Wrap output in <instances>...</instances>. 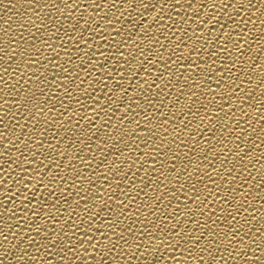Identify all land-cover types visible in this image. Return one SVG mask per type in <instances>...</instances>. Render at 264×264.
I'll return each instance as SVG.
<instances>
[{"label":"snow or ice","instance_id":"6c2138e0","mask_svg":"<svg viewBox=\"0 0 264 264\" xmlns=\"http://www.w3.org/2000/svg\"><path fill=\"white\" fill-rule=\"evenodd\" d=\"M34 2L35 0H29V3L31 4H34ZM221 2H223V0H221ZM0 3H2V0H0ZM61 3H63L68 9H72L76 6V0H73V3H69L68 0H61ZM136 3L137 0H120L119 2V4L124 5L125 10L133 7V5ZM229 3H231V0H229ZM260 3L264 5V0H260ZM117 4V0H102V3L100 4L97 3V0H90V4L85 6V11H87L89 6L95 10L96 8H103L105 5H108V8L109 6L115 8L117 7ZM167 4H170L171 9L179 13L176 5H181V0H168ZM184 4L189 6L187 9H193V13H196L200 10V8H203V0H196L195 5L193 4V0H184ZM237 4H243V0H236L235 4H232V8H235V11L239 12L240 8L236 7ZM36 5L44 8L49 7L48 4ZM164 5V0H158V3L152 4V7L155 8L157 12V14L153 17V21L156 20L157 15H159L160 21L165 20V15L168 14H160L164 10ZM196 5H198V7ZM139 6H142V8L146 9L149 5L144 3V0H139ZM215 6V0H212L211 8H214ZM225 7H227V5H225ZM252 7H254V5H252V0H247V13L250 12L253 16V13L248 11V9H252ZM187 9L185 10L187 11ZM58 10L60 12L64 11L63 8H58ZM136 11L139 12L138 7L136 8ZM120 15L123 16V12H121ZM172 19L173 18L169 16L168 21L171 22ZM100 20L104 22V26H114L112 27L111 31L115 32L117 36L121 34V29L117 28L116 24V21L119 20V17H116V19L113 20L108 18L107 12H104L103 16L100 17ZM219 20L220 17L218 16L209 18V14L206 16V18L200 20L197 30L192 32V35L195 36L196 43L199 44L200 47L197 48L194 44L192 49L189 50L187 56L184 55V49L188 48V44L186 40H182L181 37L187 36L188 39H192V36L189 35V29L178 28L176 31H182V36L177 35L176 32H173L171 36L168 34V32H166L167 35H165V32H162L165 39L171 41L170 44L173 45L172 49L174 47L180 49L179 54L176 55L175 59H173L171 55H168V59L163 60L164 54H161L159 49L154 47L157 42H159L161 47L164 46V43L157 36L153 35L152 38L149 39L147 35H144L143 37H140L139 40H136L135 38L131 39L132 45L136 46L140 55L136 56L131 48L127 52V55H125V52L108 51L109 48L116 49L121 45V43L120 41L116 43H110L108 37L100 35L102 31H108V28L100 27L101 23L95 17L86 15L82 18V23L81 19L77 18L75 23L72 24L71 30L74 32L77 30L80 31L79 39L75 40L78 42L75 44V46L79 52L82 51L80 45H85L87 47L88 51L84 50L83 53L84 56H87L88 63L85 69L80 70L79 65L85 63L84 57L80 56L78 59L81 60V63L75 66L76 69L84 72L85 76L87 77L90 75L88 68L89 65H91V77H93V72H95L97 66L101 69H104L110 60L114 59L116 62L123 60L125 62L124 65L129 66L127 74L131 73V82L133 78H135V83L132 85L140 89V93L135 96L129 97L127 95V98H125V95L128 93L129 89L125 88L123 83H121L124 80L125 71L123 68L119 67L120 64L118 65V67L122 69L120 71H114L113 69L117 65H113L112 71L115 72L119 79L116 81L115 89L111 91L107 89L108 81L113 79L112 73H104L102 77L96 75L92 79L88 80L87 83L89 87L92 88L91 92H89L87 88H81V84L84 83L83 80H80L78 83L72 79V77L76 76L78 72L75 71V74L74 72L68 73V68H64L59 64H55V66L59 67L63 73H66L64 79H67L68 83H64L63 80H61L59 83H56L57 77L55 76L52 81L48 82L47 76H45L43 73L36 77V80L39 81L40 76H44V80L40 81L41 83H55L57 88L63 89L64 96L67 97V100L65 102L63 100L56 99V101L61 106L60 109H63L68 113V106L70 105L69 101L78 105V107L73 111L72 115H63V118L59 124L62 126L64 121H72L76 117H80L82 120L87 119L89 128L83 131L87 139H81L82 136L76 135V131L73 132V135H75L76 140L80 142L79 144H82L85 148H88L89 152L91 145L88 144V140H91L94 135L101 131V126L95 128L93 131V128L90 125V121L93 118L87 117L84 103L85 99L91 100L92 105L95 106L100 105V99L106 98L108 103L100 105V111L95 113V117L99 116L100 113H103L104 116H107L108 119L111 120L112 115H115L116 109H119V111H122V114H125L123 115L122 119L120 118V124L123 125L124 121L128 120L129 123H136L137 129L141 127V121L135 118L140 116V112H138L137 109L148 113L144 116V122L146 124H152V121L157 118V114L159 117H167V119H160L155 127H145L141 129V131L145 133L143 136L139 135L135 129L129 131L126 126L123 128L113 126V129H117L118 132H122V135L112 136L113 141H120L119 144L115 145L116 152L120 153V149L127 145L128 147L123 155H127L129 153L132 147L125 137L131 136L132 142H134L136 145L135 151L142 153L141 156H146L152 161V166L150 168L144 167L141 169L140 165L142 163H140V158L136 157L133 159L130 157V162L124 167L123 171L118 170L121 168L120 164H115L110 160L106 165V171H97L95 169V172L99 173L98 179L93 180L91 176H85L84 173L87 172V170L92 166L91 159H85V157L80 156L76 150V144L65 139V137L68 135V132L73 131L71 127L65 130L63 138H60L57 132H53V136L49 139L48 143L42 144L40 141L39 137L46 136L49 131L48 126L53 123L52 120L48 119L47 116V112L53 111L52 107H48V105L55 104L53 103V99H48L46 95H42L40 98H37L35 91H30L29 88H24V84L29 83V81L32 79L31 77L24 79L23 84L20 85L21 88H24V91L21 93L20 88H16L15 85H13L12 89H9L8 82L4 79L3 75H0V93H3V95L10 94L12 96H16L17 93H19V98L14 102L16 110L11 113L9 119L14 120L20 125L21 133H27L25 138L21 141V145L24 146L27 155H25V151H19L20 145H16L19 157L21 158L18 159L16 163L19 169H22L23 172L32 170L33 164L36 165L34 169L35 171H33L35 173L33 179H35L36 188L30 196H25L24 198L25 201H31V203L25 204L24 201H21V204L24 207H27V205H33L34 211L32 213V217H34V219L32 221H40V223H35L34 233L39 235L41 239L45 241V243L40 244L39 241H36V243L39 244L37 251H40L41 248L48 246H52V248H54L56 245H59L58 251L60 253H64V255L57 256L58 260L61 262V264H68V261L65 259L68 253H65V249H68L70 252L80 251L82 249L83 253L87 255L88 249L91 248L92 250H95L100 245H104L105 247L111 246V251H115L117 248H124L125 251L131 252V255H129L128 258L132 260V256L136 255V251L141 248H143V252L140 253L141 255H143L144 252H150L151 255L155 256L160 245H167L165 249L167 252L172 253L174 250H178L181 255L177 257L175 255L163 256V254H161L162 259L160 260H164L166 258L169 261H175V264H188V261H191V264H228V261L225 259L223 254L217 255L219 250L222 248L223 251L232 258V260H236L238 264H240V261L237 260V257H240L241 253L248 251V249L245 248V244L251 245L256 243L257 248L261 249L260 256H246L243 258L244 264H264V259H261V257H264V248H262V246L257 243V239L264 238V225H262L260 229H255V232L260 234L259 237H256L255 233H253L251 238L248 240L244 239V237L247 236L249 232H252L253 228L251 224L252 220H247L243 215V213L247 210V208L244 207L245 203H247L249 206L251 204V201L246 199V191L237 192L236 189L237 187H240L239 185L232 187L231 191H229V187H226V185H231L232 182L236 180L235 175L228 177L226 182L221 183V181H225V176L221 175L220 173V169L224 168V160L222 161L220 168L214 167L211 171L208 170V166L203 168L200 166L202 163L201 158L205 160L208 159V157L204 155L205 144L196 143V138L198 135H200V132L197 130H202L200 122L208 120L209 126L206 128L207 133L211 132L213 135L211 138L207 137V142L212 143L213 139L217 138V134H219V137H223L224 133H231L233 131V126L240 124L242 120L240 117L249 115L248 112L244 111L243 106L245 101H247L249 97L252 96L251 92L245 93L244 95L240 94L243 91L241 85H244L246 80H252V76L248 75V73H244V69L242 68V62L244 61L243 58L247 57L248 60H252V57L245 56V53L249 51L248 47H246V45L250 43L249 40L243 39V42H237L242 39L239 34V31H243L240 23L238 21H234L231 25L230 31H218L214 39H208L212 33L209 31L210 28H208L207 36L197 34L205 26H208L210 23L211 26L217 24ZM187 21L188 20H184L185 23ZM251 22L255 24V21ZM157 23L159 24V21H157ZM193 23H196V21ZM226 23L227 22L225 21V24ZM260 23L264 24V19H261ZM246 24L247 22H245V26ZM77 25H79V28H77ZM129 25L135 26L136 29L143 28V34L146 32V30H149L148 23H138V20L135 18H132V22ZM224 26V24L220 25L221 28ZM229 26L230 25H228V28ZM44 27L45 25L43 23L37 25L38 29ZM85 28H87L88 33H90L88 39H85V32L83 31ZM158 28L163 29L164 25L161 24ZM233 30H239L235 35L238 37L237 39H234L233 35L231 34ZM55 33L58 35L59 29H57ZM127 33L130 35L131 31H128ZM65 35H67V33H65ZM244 35L247 36L248 33L245 32ZM93 36H95L94 40ZM172 36H175V39H172ZM217 37H219V40H217ZM145 38H148L149 40L147 45V49H149V51L147 52L145 51ZM69 39H74V37H69ZM90 40L93 42L90 43ZM112 40H115V37H112ZM101 41L105 42L103 45L104 48L107 46L105 51H100L99 48H94V45H99ZM137 41H139V43H137ZM177 41H180V43L178 44ZM201 41L203 42L201 43ZM257 43L259 44V41ZM181 44L183 45V48L180 47ZM229 44H231V47H229ZM123 45H128V43L125 42ZM141 45H143V47H141ZM205 45L211 49L206 57L202 51ZM21 47L23 50L19 52L20 57H24L26 54L29 57H32L40 51V48L35 45L31 47L35 50L32 53L28 52V47ZM53 52L55 53V49H53ZM64 53L67 54V49L64 50ZM16 55L17 52L15 50H13L11 53H5L4 49L0 48V62H2L0 63V72H8V69L2 65H7L9 61L12 60ZM97 56H103V62L98 60ZM129 57H132L131 61L129 60ZM149 57H152V59H149ZM44 59L47 60L48 57H45ZM69 60H71L70 55ZM137 60L140 61L139 71L142 69L145 74L143 80L139 78V72L134 66L135 61ZM161 60L164 61L163 69L159 67V62ZM184 60L188 61V66L192 68L193 71H195V69H199L200 72L204 73V83L209 84L207 91H205L200 84L193 81L191 75L186 76L184 72L180 71V69L184 67L182 63ZM218 60L219 66H217ZM145 61L147 62L146 64ZM225 61H230V63H226ZM238 62L241 65L239 69H241L243 75L241 74V71H233V69H237ZM36 63H38V61L33 59L24 60L23 68L20 67L19 63H17V69L20 71V75H18L16 78L17 83H19L24 72L30 70L32 68L31 66ZM173 63H175L177 67L175 72L171 67ZM152 65H155L159 71L154 70ZM45 66L46 64L42 67L45 68ZM258 67H260V65H257V68ZM257 68H253L252 71L255 72ZM261 70L264 71V68ZM166 74L167 77L170 78H166ZM196 74L199 75V73ZM13 75H16V70H13ZM153 76L157 77L159 83L152 79ZM181 76L184 78L185 83L180 86V91L178 93L185 95L191 103L186 105L181 104L178 113L171 111L172 108L169 109V112H164L161 110L156 112V114L149 112V108H155V105L153 104L152 99L149 98V95H151L154 90L161 89L162 86L167 88L168 84L165 83L166 81H168L172 87H176L179 83L173 84L172 81L173 79L179 81ZM93 81H95L96 85H100V87L97 88L93 86ZM213 81L214 86H212ZM160 82H163V84ZM261 83L264 82L261 81ZM185 86H187L188 92L182 93V89H184ZM37 87L39 88L38 85ZM222 87H227L228 91L217 95L216 90ZM194 88L200 89V96L208 99L207 104L203 103V101H201L199 98H196V100L193 102V97L197 96L196 91L193 90ZM117 89H123V95L117 96ZM238 89H240V91H237ZM39 90L43 93V89ZM77 90L79 91V96H74L73 92ZM100 92L103 93V96L98 99L97 93ZM145 93H149V95H145ZM155 95H159L160 97L159 105H161V107L164 106V95H167V92H164L161 95L155 91ZM22 96L23 99H21ZM80 96H84L85 99L81 100L79 98ZM0 100H3V103H0V125L7 127L8 125L5 124L2 117L8 115L3 111V109L8 106L10 102L8 100H4L3 96H0ZM45 100L48 101L47 104L44 103ZM141 100H146L147 105H144ZM258 103H260V101H258ZM105 105H107V107H105ZM193 105H199L198 107H195V111L192 110ZM248 107H251V104H249ZM109 108L112 110L111 115H109ZM22 109L23 111H21ZM201 109H204L203 115H201ZM55 111H57V114L62 115L60 110L56 109ZM185 111L187 116L185 115ZM237 112L240 113L239 117L237 116ZM18 114L20 115V119H17ZM129 114L132 116L131 120H129ZM29 117H31V121L28 120ZM41 117H43L44 127L35 129L34 131L35 125L41 124ZM187 117L199 118L197 120L198 122L196 123L195 131H188L193 125V120L188 119ZM22 120L23 123L21 122ZM260 120H264V116H259L257 121ZM229 121L233 122L231 126ZM218 122L219 128H217ZM75 123L79 125L76 130L81 131L82 128L80 121L77 120ZM107 123V120L103 122V124ZM186 123L189 125V127L184 129L183 126ZM245 123L251 125L252 120H246ZM29 124L32 126H28ZM169 126L172 129L170 135L173 137V139L171 140L163 135V133H167L169 131ZM237 129H239L241 133L240 135L236 136V138L239 139L245 132V129L242 127ZM261 130H264V126H262ZM181 131L184 132V135L187 132V136L185 137H190V140L187 142L185 140H180L179 143H176V138L179 137ZM252 131H255V129H252ZM32 133H38V135L34 138ZM5 136V133L0 132V144H2L4 148L12 147L13 145L11 140L5 143ZM145 137L146 139H143ZM246 137L247 135H244V139H246ZM19 138L20 133H17L16 139ZM53 139L56 141L55 144L52 142ZM105 139H101V136L97 138V140L100 141L97 147L101 149V157L108 149V143H105ZM29 141L32 142L29 143ZM61 141H63V143L67 141V146H70L72 150L59 152V155H62L65 159L68 158L69 154L72 155L73 158L69 161L67 167L69 171L75 170V172L72 176L66 175L63 177L59 176L58 178L57 175L53 174L54 166L55 169L62 170L65 165H61L55 160V158L51 156H49L47 160L42 159L39 154L44 152L40 151L42 148L45 150L52 149L53 151H58L56 145L61 144ZM218 142L219 144L224 145L223 139H219ZM261 142L264 143V141ZM121 144H123V147H120ZM140 144H145L146 147L140 148ZM153 145L154 147L150 151L149 146ZM173 145H175V149H173ZM181 145L187 147L189 150L183 153V160L181 159V152L179 151ZM252 147H259V145L253 141ZM81 149L83 150V148ZM145 149L148 151H144ZM165 149H167V151H165ZM215 149L216 148H213L211 152H215ZM222 151L223 148H221L220 152ZM191 152H195V155H190L189 153ZM243 152L244 148H239V151L235 153L233 160L236 161V164H241V161L236 160V157H240L241 153ZM168 153H171V155H168ZM5 155V152L0 151V157ZM217 155L218 153H216L214 157ZM37 157H40L41 159L37 161ZM157 157H160V159H157ZM49 158H51V163H46ZM76 159L80 160V167H77L74 163ZM173 160H175L177 163H169ZM185 160H187V163H184ZM138 163L139 168H136V170L133 171V165L136 166ZM157 163L159 164V168L156 167ZM209 163H211V160H209ZM236 164H233V167H235ZM179 165H182V167H179ZM45 169H48V171L46 172ZM141 170L145 172V175L137 176V173H139ZM232 170V167L224 168L225 175L227 173H231ZM129 171H131V175H129ZM239 171L240 168H237V172ZM152 173H156V175H152ZM217 176L220 177L219 181L215 179ZM19 177L20 179L17 181V184L20 185V187H17L16 191L11 193L13 196L21 191V187L25 189V192H28V184L32 182L28 180L26 183L25 176L23 174H21ZM36 177L39 178L36 179ZM46 177H48L47 184L44 183ZM114 177H119V179ZM57 179H59L61 183L58 184ZM70 179L72 180V183L69 185L68 181ZM240 179H243V176H241ZM253 179H255V177H253ZM85 180L87 181V187H84L83 184ZM106 181L108 182L106 185L109 188V191L106 193L107 198L105 199L104 196L106 194L104 193V185ZM122 181L129 182L127 185H124ZM137 181H139V184H142L143 186L148 185V187L152 184H155V188L153 189V191L156 193L155 196H149L148 193H145V196H148L150 200L155 201V207H157L156 201L161 200L162 198L165 200V198L169 195L178 201L175 208H173V206L171 207V209H173L172 212L169 213L168 216L164 217V219L159 220V223H157L155 219H147L148 213H152V216L156 217V212H152L154 207H152L149 202L143 204L142 207H136L135 211H129L132 205L136 202L137 196H139L138 191L136 195H133L132 190L142 189L139 187ZM0 185H4L3 179H0ZM97 185H99L98 196L99 199L103 201L102 205L95 204L96 196L90 195L92 189L96 188ZM169 185L172 186L169 187ZM198 185H202V188L198 187ZM213 185L215 187H212ZM4 187L5 190L9 188L8 185H4ZM249 187H252V185H249ZM255 187L259 188L260 184H256ZM45 188L49 193L47 197L44 196ZM73 188L76 189L74 192L76 199L69 202V195H73ZM112 189H116L118 191L114 192ZM222 192L226 194L222 196ZM81 193H86V195H81ZM178 193L184 194V208L186 210L184 218L180 217V196ZM114 196L115 201H113ZM49 197H53L54 199L49 202ZM237 197H240V200H237ZM210 198L214 201H218V207L212 208L209 206L208 201ZM262 199H264V197H262ZM81 201H84L83 207L80 208V213H83V215L76 211V207H73V204L75 206L80 205ZM113 202L115 203V207H113ZM58 204L61 205V207L66 204L67 208L65 209L68 210L69 215L64 221V224L60 226V230L57 232L53 231L51 228H47L45 225L47 221L54 222L52 224H54L55 227L60 224L58 215L60 210L55 208V206ZM167 204L172 205L171 200H169ZM190 204L195 205V209L190 207ZM40 205H43V209L39 207ZM225 205H228V207L226 208ZM49 206L56 210L55 213L47 211ZM233 207L235 208V211H233ZM93 208H95L96 211H93ZM158 209L159 208H157V210ZM177 210H179V215L173 217L172 214ZM217 211H219L223 216V230L220 229V224L222 221L221 218L217 216ZM102 213L105 214L101 215ZM73 214L76 216L75 220L72 219ZM141 215H144V221H140ZM198 216L204 217V219H198ZM133 217H135V219ZM237 217L240 219L243 218L245 224L248 225V228L246 231H244L243 235L239 234V229H242L244 225L239 223L233 225V221L237 220ZM24 218L27 219L26 217ZM98 218L99 223H97ZM170 218H174L175 223H171ZM165 220H169L171 223L170 229L167 227L161 228V226L164 225ZM188 220L193 221L191 228L195 229L199 227L200 231L198 235L193 236L191 232L185 233V229L188 227ZM253 220H255V217H253ZM126 221H128V223H125ZM138 221L143 223V227L139 228V230H137L138 228L136 227ZM69 224L72 229L70 234L69 232L64 231L65 227L69 226ZM149 225H151V227H149ZM177 225L181 226L177 229ZM157 229H161V231L158 232ZM209 229L210 231H207ZM29 230L33 232L32 224H29ZM206 231L207 236L205 240L201 242L200 238L201 236H205ZM0 235H2V233H0ZM98 235L100 236V239H97ZM53 236H55V239H53ZM65 237L71 238L66 240ZM182 241L183 246L178 247L181 245ZM234 241L239 245V251H237L235 255H233L230 249V246L233 245ZM27 243L32 244L33 239L30 238ZM150 244H155L156 247L152 249L144 247L145 245ZM73 245H75V249H73ZM52 248L49 249L48 255H51ZM192 249H196L195 255H193V252L191 251ZM209 249H212V251H209ZM101 252V259L104 256L109 255V252L107 251L101 250ZM201 252H206L208 259H205L204 256H201ZM18 259L23 260L24 257L21 256L18 257ZM29 259H33V257H29ZM50 261L51 260L46 261V264H48ZM97 264H101V261L99 260Z\"/></svg>","mask_w":264,"mask_h":264},{"label":"bare ground","instance_id":"6f19581e","mask_svg":"<svg viewBox=\"0 0 264 264\" xmlns=\"http://www.w3.org/2000/svg\"><path fill=\"white\" fill-rule=\"evenodd\" d=\"M69 3H73V0H68ZM120 0H117V7L113 8L111 6L105 5L103 8H96L95 10L92 9V7H88L87 11H85V6L90 4V0H76V6L72 9H68L63 3H61V0H35L34 4L29 3V0H2V3H0V48L4 49L5 53H11L13 50L17 52V55L13 57L12 60L9 61L7 65H2L3 67L8 69L7 73L0 72V75L4 76V79L8 82L9 89L13 88V85H15L16 88H20V92L22 93L24 91V88H29L30 91H35L36 97L40 98L42 95H46L48 99H53V105H48V107H52V112H47L48 119L52 120V124L49 125V131L46 134V136H40V141L42 144H46L49 142V139L53 136V132H57L60 138L64 137L65 130L69 127L73 131H69L68 135L65 137V139L72 141L76 144V150L78 151L79 155L82 157H85V159H91L92 166L87 170V172L84 173L85 176H91L93 180H96L99 178V173L95 172V169L97 171H106V165L111 160L115 164H120L121 168L118 169L119 171H123L124 167L130 162V157L135 159L136 157L140 158V165L141 169L144 167H151L152 161L149 160L146 156H141L142 153L135 151L136 145L134 142H132V137L128 136L125 137L126 140L131 145V150L127 155H123L124 152H126L127 145L123 147V144L120 145V147H123L120 149V153L116 152L115 145L119 144L120 141H113L112 136L113 135H122V132H118L117 129H113V126L116 127H127L129 131L135 129L137 133L141 136L145 135L141 129L147 127L152 128L155 127L156 124L160 119H167V117H159L157 114V118L152 121V124H146L144 122V116L147 115V112H142L139 109H137L138 112H140V116L135 117L136 119H139L141 121V127L137 129L136 123H129L128 120L124 121V124H120V118H123L122 111H119V109H116L115 115H112L111 120L108 119L107 116H104L103 113H100L99 116L95 117V113L100 111V105L107 104L108 101L106 98L100 99L103 96V93H97V98L100 99V105H92V101L85 99L84 96H80L79 98L81 100L85 99V111L87 113V117L93 118L90 121V125L93 128V131L95 128H98L101 126V131L94 135L91 140H88V144L91 145L90 152L88 148H85L84 145L79 144L80 142L76 140L75 135H73V132L76 131V135L82 136L81 139H87V137L84 135L83 131L87 130L89 128L88 120H82L80 117L74 118L72 121H64L63 125L61 126L59 122L62 120L63 115H72L73 111L78 107L74 102L69 101L68 106V113L65 112L63 109H60V104L56 101V99L63 100L66 102L67 97L64 96L63 89L57 88L56 84L53 83H41L40 81L44 80V76H40V80H36V77L41 75L43 73L45 76H47L48 82L52 81L54 76L57 77L56 83H59L61 80H63L64 83H68L67 79H64L66 73H63L62 70L59 67H56L55 64H59L64 68H68V73H72L75 71L78 72L76 76H73L72 79L77 81L79 83L80 80H83L84 83L81 84V88H87L89 92L92 91V88L89 87L87 81L92 79L93 77L97 76H103L104 73H112L113 79L108 81V89L109 91L115 89L116 81L119 79V77L115 74V72L112 71L113 65H117L114 67V71H120L123 68L125 71V77L124 80L121 82L123 83L125 88H128L129 91L126 93L125 98H127V95L129 97L135 96L140 93V89L134 87L135 78H133L131 82V73L127 74L128 67L127 65H124V61H118L116 60H110L108 62V65L106 68L101 69L98 66L96 67L95 72H93V77H91L92 72V66L89 65L88 72L89 76H85V73L82 71V69H85L87 66V56H84L83 51H88L87 47L85 45H80L81 52H79L75 46L77 41L76 39H79L80 31H72L71 27L72 24L75 23L77 18L81 19L86 15H91L95 17L98 21H100L101 25L100 27H107L108 31H102L100 35L108 37V40L110 43H121L120 46H118L116 49L109 48L108 51H117V52H125V55H127V52L131 48L132 51L135 53L136 56H139V51L136 48L135 45H132L131 39L135 38L136 40H139L140 37H143L144 35H147L149 39L152 38V36H157L159 39L164 43V46L161 47L159 42H157L156 45H154L155 48L159 49V52L161 54H164L163 60L168 59V55H171L173 59H175L176 55L179 54L180 49L179 48H173V45L170 44L171 41L165 39L162 32H165V35H167L166 32L171 36L173 32H176L177 35H183V32H177L176 30L178 28H186L189 29V35L192 36V39H188L187 36L181 37L182 40H186L188 44V48L184 49V55L187 56L189 53V50L192 49V47L195 46L197 48L200 47L199 44L196 43L195 36L192 35L193 31L197 30V26L200 22V20L206 18V16L209 14V18L213 16L220 17V20L217 24H214L211 26V23L208 26H205L200 32L197 34H202L204 36L208 35V28L209 31H211V36L208 37V39H214L217 35V32H224V31H230L231 25L234 21H238L241 25V28L243 31L239 30H233L232 35L234 39H237L235 35L237 34V31H239L240 36L242 39L240 41H237L238 43L243 42V39H248L249 44L246 45L248 47L249 51L245 53V56H251L252 60H248L247 57L243 58L242 62V68L244 69V73H248V75L252 76V80H246L244 85H241V88L243 91L240 93L241 95H244L245 93L251 92L252 96L249 97L247 101L244 103V111L248 112L249 115H246L244 117H240L242 120L239 125L233 126V131L231 133H224L223 137H219V134H217V138H214L212 143L207 142V137L211 138L212 133H207V127L209 126L208 120L201 121V129H198L197 131L200 132V135L196 138V143H203L205 144V153L204 155L208 157L207 160L201 158V167H207L208 170L211 171L214 167L220 168L222 161L224 160V168L232 167L233 170L231 173H227L225 175L224 168L220 169L221 175L225 176V181H221V183L226 182L228 177H231L233 175L236 176V180L232 182L231 185H226V187H229V191H231L232 187H236L239 185L240 187H237V192H245L246 191V199L251 201L250 206L245 203L244 207L247 208V210L243 213L244 217L247 220H252V232H249L247 236L244 237L245 240H248L252 237L253 233H255L256 237H259V233L255 232V229H260L262 225H264V143L261 141H264V130H261L262 126H264V120H258L259 116H264V71L261 69L264 68V24L260 23L261 19H264V5L260 3V0H252V9H248V11H251L253 13V16L250 12L247 13V0H243V4H237L236 7L240 8L239 12L235 11V8H232V4H235L236 0H231V3H229V0H215L216 6L214 8H211V2L212 0H203V8H200V10L196 13H193V9L189 8L187 4H184V0H181V5H176L178 8L179 13L175 12L173 9H171V5L167 4L168 0H164V10L160 14L167 13L168 15H165V20L160 21L159 15H157L156 20L153 21L154 15L157 14L156 9L152 7V4L158 3V0H144V3L148 4L149 6L144 9L142 6H139V0H137V3L133 5V7L128 8L125 10L123 4H119ZM97 3H102V0H97ZM36 4H48V8L39 7V5ZM193 4H196V0H193ZM227 5V7H225ZM63 8L64 11L60 12L58 8ZM198 7V5H196ZM138 7V11H136V8ZM187 9V11L185 10ZM259 9V10H258ZM158 11V10H157ZM104 12L108 13V18L115 20L116 17H119V20L116 21L117 28L121 29V34L117 36L115 32H112L111 29L114 26H104V22L100 20V17L103 16ZM123 12V16L120 15V13ZM169 16H171L173 19L170 21ZM179 16V17H177ZM132 18H135L138 20V23H148L149 24V30H146V32L143 34L144 29H136L135 26H130L129 24L132 22ZM188 20L186 23L184 20ZM190 18V19H189ZM199 18V19H198ZM34 21V23H33ZM159 21V24L157 23ZM196 21V23H193ZM225 21L227 22L225 24ZM251 21H255V24H253ZM245 22H247L245 26ZM44 24V28H37V25ZM164 25L163 29H159L158 27L160 25ZM221 24H224L225 26L223 28L220 27ZM228 25L229 28H228ZM77 28H79V25H77ZM59 29L58 35H56V31ZM85 32V39H88L90 33H88V29H83ZM131 31V34L129 35L127 32ZM247 32L248 35L245 36L244 33ZM67 33V35H65ZM34 34V35H33ZM69 37H74V39H69ZM112 37H115V40H112ZM148 38H145V51H149L147 49V45L149 43ZM95 39V36H93V40ZM172 39H175V36H172ZM217 40H219V37H217ZM259 41V44L257 43ZM90 43L93 41L90 40ZM127 42L128 45H123V43ZM203 41H201L202 43ZM83 43V42H81ZM104 41H101L99 45H94V48H99L100 51H105V48L103 47ZM139 43V41H137ZM179 44L180 41H177ZM33 45L40 48V51L32 56L29 57L27 54L24 57L19 56V52L22 51V47H28V52L32 53L35 50L31 48ZM143 47V45H141ZM181 48H183V45H180ZM229 47H231V44H229ZM53 49H55V53L53 52ZM67 49V54L64 53V50ZM252 49V51H251ZM211 49L205 45V47L202 49L204 56L206 57L208 52ZM234 51V49H233ZM69 55L71 56V60H69ZM83 56L85 63L80 64L81 60L78 59V57ZM48 57L47 60L44 58ZM27 59H33L38 61V63L32 65L30 70H27L24 72V74L21 76L19 83H17V76L20 75L19 69H17V63L20 64V67L23 68L24 64L23 61ZM97 59L103 62L104 57L103 56H97ZM142 59V57H141ZM149 59H152V57H149ZM129 60H132V57H129ZM161 60L160 68L163 69L164 61ZM226 63H230V61H225ZM2 63V62H0ZM147 62L145 61V64ZM184 67L180 69V71L184 72L185 75H191L192 80L196 83L200 84L205 91L209 88V84L204 83V73L200 72L199 69H195L193 71L192 68L188 66V61L184 60L182 61ZM45 68L42 66L45 65ZM80 64V65H79ZM120 64V65H119ZM76 65H79V69H76ZM119 65V67H118ZM251 65V67H250ZM257 65H260V67L257 68ZM134 66L136 67L137 71L139 72V78L141 80L144 79V72L141 69L139 71L140 61H135ZM219 66V60L218 64ZM153 69L156 71H159V69L156 68L155 65H152ZM172 70L175 72L177 70L176 64L173 63L171 65ZM241 65L237 64V69H233V71H241L239 69ZM253 68H257L255 72L252 71ZM13 70H16V75H13ZM219 70V69H217ZM196 73H199L197 75ZM242 74V71H241ZM243 75V74H242ZM31 77L32 79L29 81V83L24 84V88H21L20 85L23 84L24 79H27ZM166 78L167 77L166 74ZM153 80H156L157 83H159V80L157 77L153 76ZM211 79V78H209ZM143 82V81H141ZM191 82V81H190ZM239 82V81H238ZM163 84V82H160ZM168 84L167 88H164L162 86L161 89H156L153 91L151 95L149 93H145V95H149V98L152 99L153 104L155 105V108L151 109L149 108V112H152L153 114H156V112L164 111L169 112V109L171 111L177 112L179 108L181 107V104H190L191 102L188 100V98L178 93L180 91V86H182L185 81L184 78L181 76L179 81H176L173 79L172 83L176 84L179 83L176 87H172L171 84H169L168 81L165 82ZM133 84V85H132ZM39 86V88L37 87ZM93 86L99 88L100 85H96L95 81H93ZM212 86H214V81L212 82ZM154 87V86H153ZM43 89V93L39 90ZM194 91H196L197 96L193 97V102L196 100V98H199L203 103L207 104L208 99H206L203 96H200V89L194 88ZM155 91L160 93L161 95L164 92H167V95H164V106L161 107L159 105L160 97L159 95H155ZM217 95H219L222 92H227V87H222L220 89H217ZM237 91H240L238 89ZM188 88L185 86L184 89H182V93H187ZM55 94V95H54ZM95 94V93H94ZM30 95V92H29ZM74 96H79V91L73 92ZM116 95H123V89H117ZM0 96H3L4 100H8L10 104L6 106L3 111L6 112L8 115L3 116L5 124H7V127H4L0 125V132H3L6 134L5 136V143L9 142V140L12 141V147L10 148H4L2 144H0V151H3L6 153L5 156L0 157V179L4 180V185H8L9 188L5 190L4 185H0V264H46V261L51 260L48 262V264H61V262L58 260L57 256H62L64 253H60L58 251L59 245H56L54 248L52 246H48L45 248H41L40 251H37V248L39 247V244L36 243V241H39L40 244H44L45 241L41 239L39 235L34 233L35 231V223H40V221H32L34 217H32V213L34 211L33 205H27V207H24L21 204V201H24L25 204L31 203V201H25V196H30L31 193L36 188L35 179H33L35 173V167L36 165L33 164V169L29 170L27 172H23L22 169H19L16 161L18 159H21L18 154V150L16 148V145H20L19 151H25V148L23 145H21V141L25 138L27 135L26 132L21 133L20 125L17 124L14 120H10L9 117L11 116V113L16 110L15 108V101L19 98V93H17L16 96L12 95H3V93H0ZM210 98V96H209ZM23 99V96L21 97ZM43 99V98H41ZM260 101V103H258ZM47 100L44 101L45 104H47ZM144 105H147V101L141 100ZM173 102V103H172ZM222 102V101H221ZM0 103H3V100H0ZM251 104V107H248V105ZM43 106V105H41ZM199 105H193L192 110L195 111V107H198ZM107 107V105H105ZM60 110L61 114H57V111ZM23 111V109L21 110ZM109 115H111V108H109ZM204 114V109H201V115ZM171 115V113H170ZM185 115L187 116V113L185 111ZM237 116H240V113L237 112ZM257 117V119H256ZM188 119H192V127L188 131H195L198 117H187ZM17 119H20V115H17ZM132 119L131 114H129V120ZM252 120L251 125L245 123L246 120ZM29 121H31V117L28 118ZM41 124H36L35 129H39L44 127L43 125V117L40 118ZM79 120L81 124V131L76 130L79 125H77L75 122ZM108 121L107 124H103L104 121ZM23 123V120L21 121ZM230 122V126L233 124L232 121ZM28 126H32L29 124ZM189 127V125L186 123L183 128L186 129ZM242 127L245 129V132L242 134V136L237 139L236 136L240 135V130L237 128ZM217 128H219V122L217 123ZM237 129V130H236ZM252 129H255V131H252ZM159 131V129H158ZM172 132V129L169 126V131L167 133H163L164 136H166L169 140L173 139V137L170 135ZM17 133H20V138L16 139ZM206 133V134H205ZM33 137L35 138L38 133H32ZM244 135H247L246 139H244ZM101 136V139H105V143H108V149L104 152V155L101 157L102 153L101 149L97 147V145L100 143L99 140H97L98 137ZM187 136V132L184 135V132L181 131L179 137L176 138V143H179L180 140H185L186 142L190 140V137ZM143 139H146L143 138ZM223 139L224 145L219 144L218 140ZM255 141L259 147H252V142ZM32 141H29L31 143ZM53 144L56 143V141L52 140ZM67 141L63 143L61 141V144L56 145V148L58 151H53L52 149H40V151H44L43 153H40L42 159L47 160L49 156L55 158L57 162H59L61 165H65V167L62 170L55 169L54 166V175H57L63 177V176H72L75 172V170L69 171L67 165L70 160H72V155L69 154L68 158L65 159L62 155H59V152H66L72 150L70 146H67ZM113 145V146H112ZM140 148L146 147L145 144H140ZM153 146H149V150L151 151ZM173 149H175V145L172 146ZM83 148V150L81 149ZM213 148L215 149V152H211ZM221 148H223V151H221ZM239 148H244V152L241 153L240 157H236V160H240L241 164H236V161L233 160V157L237 151H239ZM148 151V150H144ZM167 151V149H165ZM179 151L181 152V159L183 160V153L189 151L187 147H184L181 145ZM220 152V153H219ZM218 153L216 157L215 154ZM190 155H195V152L189 153ZM25 155H27V152L25 151ZM168 155H171V153H168ZM40 157H37V161L41 159ZM100 158V159H99ZM35 159V158H33ZM157 159H160V157H157ZM209 160H211V163H209ZM231 161V163H230ZM46 163H51V158H49ZM77 167H80V160L76 159L74 161ZM144 163V164H143ZM171 164H176L177 162L175 160L170 161ZM184 163H187V160L184 161ZM233 164H236L235 167H233ZM156 167L159 168V164H156ZM179 167H182V165H179ZM136 168H139V163L135 166L133 165V171L136 170ZM237 168H240V171L237 172ZM47 172L48 169H45ZM151 171V170H150ZM23 174L25 176V182L27 183L28 180L32 181L28 184V192H25V189L21 187V191L19 193H16V195H11V193L16 191L17 187H20V185L17 184V181L20 179V175ZM129 175H131V171H129ZM145 172L141 170L139 173H137V176H144ZM152 175H156V173H152ZM215 175V174H214ZM243 176V179H240V177ZM255 177V179H253ZM39 177H36L38 179ZM116 179H119V177H114ZM127 178V177H125ZM171 179V177H170ZM216 180H220V177H215ZM48 177L45 178L44 183L47 184ZM129 181H122L124 185H127ZM57 183H61L59 179H57ZM72 183V180L70 179L68 181V184L70 185ZM108 182H105L104 185V193H108L109 188L107 187ZM138 185L142 189H134L132 190V194L136 195L137 191L139 192V196H137L136 202L132 205V207L129 209V211H135V208L138 206H143L146 202H149V204L154 207L152 209V212H156V217L152 216V213H148V220H156L157 223H159V220L164 219V217L168 216L169 213L172 212L173 208L177 206L178 201H176L174 198H172L170 195L163 200L156 201L155 207V201L150 200L148 196H145V193H148L149 196H155L156 193L153 191L155 188V184H152L148 187V185H142L139 184V181H137ZM150 183V181H149ZM84 187H87V181L85 180L83 182ZM256 184H260V187H255ZM249 185L252 187H249ZM167 186V185H166ZM172 185H169L171 187ZM67 187V186H66ZM198 187L202 188V185H198ZM212 187H215L214 185ZM174 190V189H171ZM76 189H72L73 195H69V202L74 201L76 199L75 192ZM99 191V185H97L96 188L92 189L91 196H96L95 204L102 205L103 201L99 199L98 196ZM112 191L117 192L118 190L112 189ZM226 193L222 192V196ZM49 193L47 192V189H44V196L47 197ZM81 195H86V193H81ZM180 196V204L179 207L181 209L180 211V217H185V208H184V194L178 193ZM104 198H107V194L104 196ZM54 199L53 197H49V202ZM171 200L172 205H168V201ZM237 200H240V197H237ZM113 201H115V196L113 197ZM36 203V202H34ZM231 203V202H230ZM84 201H81V204L78 206H75L73 204V207L77 208V212L80 213V208L83 207ZM208 204L212 208L218 207V201H214L213 199H209ZM190 207L195 209V205L190 204ZM41 209H43V205L39 206ZM113 207H115V203L113 202ZM227 208L228 205H225ZM55 208H58L60 211L58 213L60 224L55 227L54 222L47 221L46 227L53 229V231H59L60 226L64 224V221L67 219L69 213L67 208V205L64 204L62 207L61 205H56ZM157 208H159L157 210ZM93 211H96L95 208L92 209ZM48 212L55 213V209L51 208L50 206L47 208ZM107 211V210H106ZM233 211H235V208L233 207ZM162 213V214H161ZM83 215V213H80ZM105 213H102L101 215H104ZM217 216L221 218V224L220 229L223 230L224 224H223V216L222 214L217 211ZM251 214V215H250ZM179 215V210H177L175 213L172 214V216ZM26 217L27 219H25ZM253 217H255V220H253ZM135 219V217H133ZM198 219L203 220L204 217H197ZM231 218V217H229ZM72 219L75 220L76 216L73 214ZM171 223H175L174 218H170ZM145 217L144 215H141L140 221H144ZM186 222V221H185ZM192 220H188L187 224L188 227L185 229V233L191 232L193 236L199 234V227L193 229L191 228ZM97 223H99V218L97 219ZM125 223H128L126 221ZM171 223L169 220H165L164 225L161 226V228L167 227L171 228ZM183 223V221H182ZM237 223L244 225L242 229H239V234L243 235L244 231L247 230L248 225L245 224L244 219H240L237 217V220L233 221V225H236ZM29 224H32L33 226V232L29 230ZM181 225H177V229ZM136 227L139 228L143 227V223L137 222ZM151 227V225H149ZM71 226H66L64 231L71 233ZM157 231H161V229H157ZM175 231V230H173ZM207 231H210L207 230ZM207 231L205 233V236H201L200 240L201 242L205 240L207 236ZM79 234V233H77ZM226 235V234H225ZM235 235V234H234ZM51 236V233H50ZM33 239L32 244H28L27 241L29 239ZM71 237H65V239H70ZM53 239H55V236H53ZM97 239H100V236H97ZM257 243H259L262 248H264V238L257 239ZM183 246V241L180 246ZM111 246L105 247L104 245H100L97 247V249L92 250L91 248L87 250V255L83 253V250L80 251H69L68 249H65V253H68V255L65 257V259L68 261V264H97V262L100 260L101 264H129L130 258L129 255H131L130 251H125L124 248H117L115 251L110 250ZM144 247H147L149 249L155 248V244L145 245ZM167 245H160L159 250L157 251L156 255L153 256L150 254V252H144L143 255L140 253L143 252V248L136 251V255L132 256V260H130V264H175V261H169L166 258L164 260L162 259L163 256H172L175 255L179 257L181 253L178 250H174L172 253L167 252L166 249ZM52 248L51 255H48L49 249ZM245 248L248 249V251L241 253L240 257H237V260L240 261V264H244V257L246 256H260L261 249L257 248V244H245ZM73 249H75V245H73ZM230 249L235 255L237 251H239V245L234 241L233 245L230 246ZM102 251L109 252L108 256H104L101 259ZM255 250V251H253ZM193 252V255L196 254V249L191 250ZM209 251H212V249H209ZM223 254L225 259L228 261V264H238L236 260H232L231 257L227 255L221 248L217 255ZM201 256H204L205 259H208L206 252H201ZM23 256L24 259L20 260L18 257ZM29 257H33V259H29ZM78 257V258H77ZM261 259H264V257H261ZM188 264H191V261H188Z\"/></svg>","mask_w":264,"mask_h":264},{"label":"clouds","instance_id":"9594fccd","mask_svg":"<svg viewBox=\"0 0 264 264\" xmlns=\"http://www.w3.org/2000/svg\"><path fill=\"white\" fill-rule=\"evenodd\" d=\"M22 260V259H21ZM10 264H11V262H10Z\"/></svg>","mask_w":264,"mask_h":264}]
</instances>
